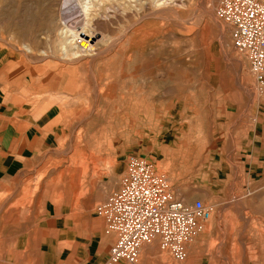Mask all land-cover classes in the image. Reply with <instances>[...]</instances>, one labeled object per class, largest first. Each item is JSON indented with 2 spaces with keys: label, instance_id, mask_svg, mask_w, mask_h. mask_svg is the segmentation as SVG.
Listing matches in <instances>:
<instances>
[{
  "label": "rangeland",
  "instance_id": "374dc122",
  "mask_svg": "<svg viewBox=\"0 0 264 264\" xmlns=\"http://www.w3.org/2000/svg\"><path fill=\"white\" fill-rule=\"evenodd\" d=\"M153 2L0 0L2 70L7 55H13L17 82L25 75L36 79L39 67L49 74L51 64L60 73L85 62L89 85L104 99L62 116L61 123L55 116L57 142L40 154L25 192L51 212L90 219L119 190L129 156L147 158L178 199L201 200L212 215L188 244L184 262L155 241L143 247L148 256L141 253L137 264H162L163 254L171 264H264V84L235 50L231 28L217 18L220 0ZM84 4L92 33H81L82 47L69 43L64 55L60 31L81 30ZM26 97L16 98L28 112L49 96ZM115 115L129 126L86 130L96 117ZM104 228L112 235L105 221Z\"/></svg>",
  "mask_w": 264,
  "mask_h": 264
},
{
  "label": "crops",
  "instance_id": "0c3cea01",
  "mask_svg": "<svg viewBox=\"0 0 264 264\" xmlns=\"http://www.w3.org/2000/svg\"><path fill=\"white\" fill-rule=\"evenodd\" d=\"M12 56H6L4 70L0 67V231L6 234L0 237V248L6 249L0 264H106L116 235L105 233L104 221L96 212L90 219H72L57 209L51 212L41 199L30 201V192H25V185L33 183L32 173L40 166V154L57 142L58 120L72 117V112H86L87 104L96 105L103 99V92L92 82L89 85L91 65L80 62L57 73L50 64L49 74L46 67H39L37 72L42 74L36 79L27 81L25 75L17 82L13 76L16 68L9 60ZM119 69L117 60L113 80L117 91ZM17 94L22 98L27 95L26 99L40 94L49 97L27 112L17 104ZM119 116L96 117L86 130L126 129L129 121ZM142 253L147 258L148 249L143 248ZM159 260L171 264L164 254Z\"/></svg>",
  "mask_w": 264,
  "mask_h": 264
},
{
  "label": "built area",
  "instance_id": "2783aa9c",
  "mask_svg": "<svg viewBox=\"0 0 264 264\" xmlns=\"http://www.w3.org/2000/svg\"><path fill=\"white\" fill-rule=\"evenodd\" d=\"M217 18L232 30L237 53L264 84V2L220 0ZM108 233L116 235L106 264H137L145 245L159 242L176 261L187 259V247L212 215L203 201L185 203L176 197L152 160L131 155L120 188L98 205Z\"/></svg>",
  "mask_w": 264,
  "mask_h": 264
},
{
  "label": "bare ground",
  "instance_id": "6f19581e",
  "mask_svg": "<svg viewBox=\"0 0 264 264\" xmlns=\"http://www.w3.org/2000/svg\"><path fill=\"white\" fill-rule=\"evenodd\" d=\"M86 1L100 2L101 0H86ZM131 1L137 2L138 0H131ZM165 3H167V0H154L153 2V4L158 7L164 5ZM79 22H80V29H81L79 31L75 30V28L72 26H65V28H62L60 31L61 37L66 38V41L63 42V44L61 45V53L64 55L68 54L67 46L69 43H72L75 49H79L82 47L81 44L79 43V39L77 38L81 33H88V34L92 33L91 31L92 18H91L90 8L88 7V4H84L81 7V14L79 16ZM74 55L79 56L80 54L74 53Z\"/></svg>",
  "mask_w": 264,
  "mask_h": 264
}]
</instances>
